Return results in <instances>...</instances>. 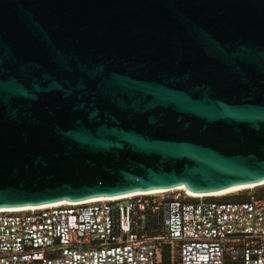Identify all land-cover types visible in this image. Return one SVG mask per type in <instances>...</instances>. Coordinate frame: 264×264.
Wrapping results in <instances>:
<instances>
[{
    "label": "water",
    "instance_id": "obj_1",
    "mask_svg": "<svg viewBox=\"0 0 264 264\" xmlns=\"http://www.w3.org/2000/svg\"><path fill=\"white\" fill-rule=\"evenodd\" d=\"M263 182L264 0H0V210Z\"/></svg>",
    "mask_w": 264,
    "mask_h": 264
},
{
    "label": "built area",
    "instance_id": "obj_2",
    "mask_svg": "<svg viewBox=\"0 0 264 264\" xmlns=\"http://www.w3.org/2000/svg\"><path fill=\"white\" fill-rule=\"evenodd\" d=\"M0 211V264H264V203L185 191Z\"/></svg>",
    "mask_w": 264,
    "mask_h": 264
},
{
    "label": "trees",
    "instance_id": "obj_3",
    "mask_svg": "<svg viewBox=\"0 0 264 264\" xmlns=\"http://www.w3.org/2000/svg\"><path fill=\"white\" fill-rule=\"evenodd\" d=\"M231 194L232 193L221 196H210L207 199L218 202H229V201H246L249 200L251 197H253L255 200L264 203V187L259 188L255 192V194H237V195L229 196ZM158 264H172L170 260V247L168 245L164 247L162 252L161 262ZM173 264H181L179 256L177 262Z\"/></svg>",
    "mask_w": 264,
    "mask_h": 264
},
{
    "label": "bare ground",
    "instance_id": "obj_4",
    "mask_svg": "<svg viewBox=\"0 0 264 264\" xmlns=\"http://www.w3.org/2000/svg\"><path fill=\"white\" fill-rule=\"evenodd\" d=\"M261 184H264V182L261 183ZM253 186L255 187L256 185L239 186V187L231 188V189L226 190V191H223V192H218V193H214V194H207V195L193 194V193H190V192L186 191L184 187H179V188L172 189V190H159V191L146 192V193L138 192V193H133V194H129V195H126V196H120V197H113V198H98V199H93V200H89V201H85V202H91V201H97V200H107V199L123 198V197H127V196L138 195V194L162 193V192L174 191V190H183V191L186 192V194H188V195L191 196V197L221 196V195L229 194V193H231V192H233V191H236V190H239V189L249 188V187H253ZM59 204H75V203H71V202L64 201V202H58V203L48 204V205L38 206V207H27V208H16V209H3V210H0V211H21V210L41 209V208H44V207L53 206V205H59Z\"/></svg>",
    "mask_w": 264,
    "mask_h": 264
},
{
    "label": "rangeland",
    "instance_id": "obj_5",
    "mask_svg": "<svg viewBox=\"0 0 264 264\" xmlns=\"http://www.w3.org/2000/svg\"><path fill=\"white\" fill-rule=\"evenodd\" d=\"M262 187H264V185H261V186H258V187H254L253 186V187H249V188L239 189V190L231 192L232 194L229 195V196L237 195V194H255V192L259 188H262ZM178 191H180V190H174L173 193L177 194V193H179ZM178 256H179L178 249L176 247H173V248L171 247L170 248V260H171L172 264L177 262ZM161 257H162V254H161ZM161 257H160L159 263L161 262Z\"/></svg>",
    "mask_w": 264,
    "mask_h": 264
}]
</instances>
